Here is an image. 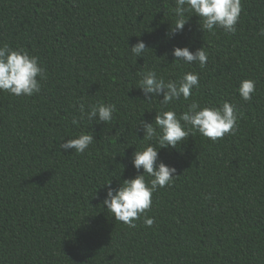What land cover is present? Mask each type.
<instances>
[{"label":"trees","instance_id":"trees-1","mask_svg":"<svg viewBox=\"0 0 264 264\" xmlns=\"http://www.w3.org/2000/svg\"><path fill=\"white\" fill-rule=\"evenodd\" d=\"M174 7V0H0V45L39 57L47 71L38 94L0 92V264H264V0H242L234 35L203 32L192 16L169 38ZM138 39L150 50L136 58L128 46ZM202 46L205 68L172 64L174 48ZM141 70L174 81L199 73L190 100L169 107L179 116L191 100L227 101L238 121L235 135L215 143L193 132L176 149H161L177 177L152 195L154 224L141 218L129 228L107 213V189L99 188L134 178L133 153L149 143L135 128L153 123L160 106L135 89ZM244 79L256 82L250 102L237 92ZM80 103L117 110L106 125L74 126ZM89 131L95 141L83 155L60 150Z\"/></svg>","mask_w":264,"mask_h":264},{"label":"clouds","instance_id":"clouds-1","mask_svg":"<svg viewBox=\"0 0 264 264\" xmlns=\"http://www.w3.org/2000/svg\"><path fill=\"white\" fill-rule=\"evenodd\" d=\"M174 4V26L171 23L166 33L169 38L182 32L192 16L199 17L203 32L215 35L216 29H221L225 34L234 35L237 31L242 0H174ZM258 35L264 37V28L260 29ZM128 49L136 58L144 57L150 50L139 39L135 45L128 46ZM172 56V64L198 65L201 69L206 67L209 58L204 46L195 51L188 47H176ZM137 76L138 86L135 89L141 91L143 101L149 104L158 101L160 106V110L155 112L153 123L141 120L135 128L143 132V139L140 140L149 143L133 153L131 162L137 173L134 178L123 180L117 188L111 187L113 180L104 182L99 188L107 189L102 202L107 213L111 214L114 221L122 222L129 228H135L136 221L141 218L147 227L154 224V218L147 215L152 207V195L160 189L171 187L177 177L176 168L159 159L161 149H176L193 132H198L215 143L226 135H235L238 121V110L227 101L220 106L208 107L191 100L187 110L179 116L169 107L181 99L190 100L193 89L199 88L197 72L187 71L178 81L165 80L153 70H141ZM46 79L47 71L40 64L39 57L30 55L24 49L14 50L8 44L0 45V92L15 97H30L41 92V81ZM237 92L243 101L250 102L256 92V82L251 79L242 80ZM159 97L162 99H158ZM116 110V105L110 103H80L79 115L74 116L71 123L78 126L86 121L106 125L112 121ZM135 136L137 137L136 133ZM94 141L92 132H81L75 138L62 142L59 148L64 152L83 155ZM98 191H95V197Z\"/></svg>","mask_w":264,"mask_h":264}]
</instances>
